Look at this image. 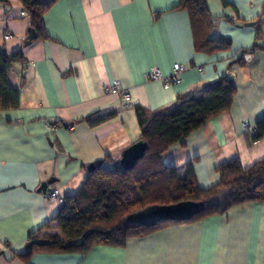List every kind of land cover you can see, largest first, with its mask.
<instances>
[{"label": "crops", "instance_id": "0c3cea01", "mask_svg": "<svg viewBox=\"0 0 264 264\" xmlns=\"http://www.w3.org/2000/svg\"><path fill=\"white\" fill-rule=\"evenodd\" d=\"M178 2L57 0L43 16L46 37L28 45L30 20L20 1L0 4V46L24 59L8 69L19 104L0 110V264H264V202L170 224L122 246L16 256L28 233L49 222L61 204L39 185L53 178L49 187L63 198L84 183L87 165L117 162L140 139L136 105L151 112L169 108L177 95L229 78V71L235 86L229 109L183 147L165 150L161 162L180 171L191 165L206 189L218 183V165L237 158L248 169L264 159V135L254 137L264 128V0H207L216 18L208 38L221 43L218 49L195 48L188 12L175 7ZM4 30L13 37L2 40ZM243 50L252 54L248 60ZM175 63L184 66L178 83L149 78L152 68L171 75ZM114 80L129 101L106 91ZM89 117L103 119L89 125ZM50 224L42 231L58 232Z\"/></svg>", "mask_w": 264, "mask_h": 264}, {"label": "trees", "instance_id": "16d2710c", "mask_svg": "<svg viewBox=\"0 0 264 264\" xmlns=\"http://www.w3.org/2000/svg\"><path fill=\"white\" fill-rule=\"evenodd\" d=\"M38 37L45 38L43 16L57 0H19ZM7 5V0H0ZM188 12L195 48L210 46L218 49L221 43L208 38L213 28L207 0H179L175 6ZM225 44L229 39H225ZM239 60V59H238ZM20 51L7 53L0 46V110L16 108L18 89L8 80V69L14 62H23ZM235 86L228 78H221L186 93L177 95L173 105L151 112L139 105L135 114L140 128V139L146 142L143 156L129 170L118 165L100 164L89 172L84 183L72 194L62 198L57 213L41 228L28 233L24 251L16 256L27 259L32 253L87 252L95 245L122 246L129 237L143 236L161 227L221 214L228 208L246 202H264V159L243 169L237 158L217 166L219 181L209 188L198 186L191 165L183 170L164 166L160 155L173 146L183 147L188 137L209 119L229 109ZM103 119V118H102ZM102 119H85L94 125ZM263 120V119H262ZM63 123L71 125L80 122ZM264 135L257 127L254 136ZM204 201L205 209L185 221H161L153 226L127 225L124 217L134 210L153 204L178 201ZM58 230L46 233L44 228Z\"/></svg>", "mask_w": 264, "mask_h": 264}, {"label": "water", "instance_id": "95a60500", "mask_svg": "<svg viewBox=\"0 0 264 264\" xmlns=\"http://www.w3.org/2000/svg\"><path fill=\"white\" fill-rule=\"evenodd\" d=\"M264 12V2L262 3L261 13ZM212 23H215V20H212ZM256 22L246 23L247 25H254ZM216 30V27H215ZM37 34L32 27H28L26 29V35L23 41L24 45L30 44L37 38ZM217 38L222 41L223 37L218 34ZM243 59L248 60L252 54L243 50ZM229 75L228 81L230 83L233 82V74ZM147 148V144L142 139H138L132 144H130L127 148H125L114 165H118L122 170L131 169L136 161L140 159L145 153ZM100 163L97 164H89L87 165V171L91 172L96 167H98ZM54 182L53 178H50L44 182H42L38 190L50 194L54 191V188L49 187L51 183ZM206 207V203L204 201H193V200H185L178 201L171 204H153L149 206H145L144 208L134 210L127 214L124 217V223L127 225H141V226H153L161 221H185L192 218L195 214L202 212Z\"/></svg>", "mask_w": 264, "mask_h": 264}, {"label": "built area", "instance_id": "2783aa9c", "mask_svg": "<svg viewBox=\"0 0 264 264\" xmlns=\"http://www.w3.org/2000/svg\"><path fill=\"white\" fill-rule=\"evenodd\" d=\"M24 14V13H23ZM12 33L9 32L8 30H4L1 32V38L2 40L6 41L12 38ZM184 70V66L179 63H175L173 65V73L169 76L163 75L157 68H152L150 73H149V78L153 80H161L165 84H170V83H178L180 81L178 74ZM106 91L112 93V94H121V97L125 101H129V96L125 92L120 91L119 87V82L118 80H114L107 88ZM243 126L245 128H250V125L246 122L243 123ZM49 197L51 199L57 200V201H62V197H60L59 192L57 189H54L52 193L49 194Z\"/></svg>", "mask_w": 264, "mask_h": 264}]
</instances>
